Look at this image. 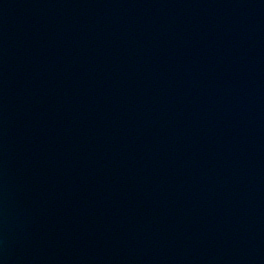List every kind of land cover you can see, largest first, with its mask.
Listing matches in <instances>:
<instances>
[{"label": "water", "instance_id": "95a60500", "mask_svg": "<svg viewBox=\"0 0 264 264\" xmlns=\"http://www.w3.org/2000/svg\"><path fill=\"white\" fill-rule=\"evenodd\" d=\"M0 264H264V0H0Z\"/></svg>", "mask_w": 264, "mask_h": 264}]
</instances>
